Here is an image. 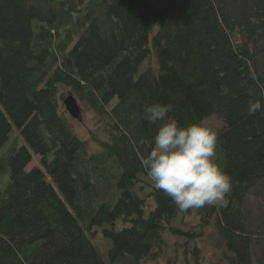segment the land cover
Returning <instances> with one entry per match:
<instances>
[{
    "label": "trees",
    "instance_id": "16d2710c",
    "mask_svg": "<svg viewBox=\"0 0 264 264\" xmlns=\"http://www.w3.org/2000/svg\"><path fill=\"white\" fill-rule=\"evenodd\" d=\"M61 87L105 125L97 150L74 131ZM255 100L262 110L249 115ZM156 102L181 126L222 119L228 203L193 209L228 264L264 262L243 209L264 188V0H0V151L14 126L25 140L0 155V264H146L166 234L197 236L174 225L181 210L142 166ZM98 228L108 259L90 236Z\"/></svg>",
    "mask_w": 264,
    "mask_h": 264
},
{
    "label": "clouds",
    "instance_id": "9594fccd",
    "mask_svg": "<svg viewBox=\"0 0 264 264\" xmlns=\"http://www.w3.org/2000/svg\"><path fill=\"white\" fill-rule=\"evenodd\" d=\"M261 110L259 100L249 102V115ZM171 111V105L159 102L145 108L147 122H159L154 146L142 160L154 187L181 211L226 206L231 178L216 162V131L203 123L181 126Z\"/></svg>",
    "mask_w": 264,
    "mask_h": 264
},
{
    "label": "rangeland",
    "instance_id": "374dc122",
    "mask_svg": "<svg viewBox=\"0 0 264 264\" xmlns=\"http://www.w3.org/2000/svg\"><path fill=\"white\" fill-rule=\"evenodd\" d=\"M157 29V28H156ZM146 66H156V59L153 57L148 60ZM144 68V65L141 69ZM73 95L69 89L64 87L60 88L59 98L62 103V107L71 120L72 127L76 134L84 140L88 147L92 151L99 148L98 141L108 139V135L105 129V125L99 120L95 113L86 105V103L77 100L78 105L81 109L79 118H74L66 110L64 101ZM203 124L213 128L216 133L220 130L224 123L218 116L213 115L204 120ZM18 142L19 145L25 144V140L19 133L17 127L10 135L9 141L2 147L0 155L6 153L9 148ZM40 156H35L33 161L28 166V170L39 165ZM216 162L221 167L222 161L220 158L219 149L216 146ZM150 180V179H146ZM5 181V180H4ZM5 184V183H4ZM4 186V185H3ZM262 191H257V195H250L247 197L243 204V209L249 211L255 221H257L256 227V239L259 240V244L264 249V188ZM145 193L149 192V188L146 187ZM151 201V198H148ZM201 217L198 212L193 209L191 212L180 211L177 219L174 221V225L180 226L185 231L192 230L196 233V237L188 238L187 236H171L165 235L167 241V248L164 253L160 254L158 260H149L146 264H228L222 257L223 243L221 242L220 236L216 230L215 225L210 223L208 226L200 227ZM124 226L122 220L116 222L115 228L120 229ZM193 233V234H195ZM93 243L98 248L100 254L108 259V251L111 247V240L107 238L103 230L98 228L97 231L90 235ZM196 249V254H195ZM261 257L260 248L254 247V259L256 263H259ZM264 264V262H262Z\"/></svg>",
    "mask_w": 264,
    "mask_h": 264
},
{
    "label": "water",
    "instance_id": "95a60500",
    "mask_svg": "<svg viewBox=\"0 0 264 264\" xmlns=\"http://www.w3.org/2000/svg\"><path fill=\"white\" fill-rule=\"evenodd\" d=\"M64 105L66 110L70 113V115L74 118H79L81 114L80 106L77 103L76 97L74 95H70L65 101Z\"/></svg>",
    "mask_w": 264,
    "mask_h": 264
}]
</instances>
